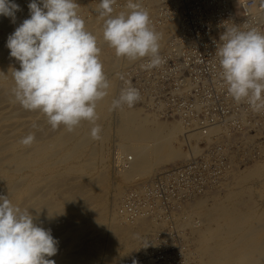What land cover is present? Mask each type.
<instances>
[{
	"label": "bare ground",
	"instance_id": "6f19581e",
	"mask_svg": "<svg viewBox=\"0 0 264 264\" xmlns=\"http://www.w3.org/2000/svg\"><path fill=\"white\" fill-rule=\"evenodd\" d=\"M12 2L20 10L14 20L0 15L4 36L18 20L30 18L31 0ZM133 2L148 10L152 26L160 35L159 54H170L183 45V41H176L174 48L170 43L178 20L174 14L161 10L165 0ZM76 3L86 29L97 38L100 61L110 82L108 95L96 108L101 139L93 143V125L88 121H82L72 132L63 125L53 130L50 124H43L47 121L43 113L25 110L15 100L13 71L19 70L20 64L10 56L5 40L0 45V195L7 196L22 210L28 209L35 224L51 230L58 241V251L48 259L56 264H97L95 258L102 253L110 254L102 257L100 264H123L129 252L152 247V236L170 222L182 245L181 260L172 264H264V206L260 207L257 200L264 198V141L254 140L255 135H264V112L255 113L247 107L243 113L239 111L241 106L225 95L224 101L230 99L228 104L232 107L229 124L220 120L204 130L194 129L190 128L195 123L192 118L161 114V101L155 105L151 100L156 88L139 91L141 99L132 107L124 105L111 110L112 101L128 86V72L149 58H118L103 39L104 20L97 11L100 0ZM127 3L128 0H117L112 15L129 11ZM170 3L174 6L177 0ZM210 7L204 4L203 10ZM199 10L192 7L191 12L196 14ZM246 11L264 23V14L256 6ZM213 22L212 30L219 36L230 24ZM119 75L123 79L116 81ZM215 85L221 87L216 82ZM5 102L10 106L8 111L2 109ZM249 127L253 134L248 132ZM29 133H34L35 141L26 147L20 140ZM209 146L212 148L207 150ZM195 154L215 166L217 159L224 161L213 175L206 171L205 181L201 177L203 189L199 193L185 195L179 204L169 207L167 219L161 214V199L146 197L148 192L154 194L149 184L161 170ZM161 178L170 182L174 176L166 174ZM201 182H186L179 191L186 194L188 186L190 191L199 190ZM254 186L259 189L254 190ZM134 195L139 203L127 215V209L121 206L128 196L129 202L134 203ZM142 202L143 206H138Z\"/></svg>",
	"mask_w": 264,
	"mask_h": 264
},
{
	"label": "clouds",
	"instance_id": "9594fccd",
	"mask_svg": "<svg viewBox=\"0 0 264 264\" xmlns=\"http://www.w3.org/2000/svg\"><path fill=\"white\" fill-rule=\"evenodd\" d=\"M116 2L100 0L98 5L104 20V41L118 58L136 61L147 57L143 69L158 67L163 63L160 35L148 10L128 0L129 11L113 16ZM78 7L76 0H31L30 18L6 42L10 56L20 64L19 70L13 71L12 93L25 110L43 113L53 130L63 125L72 132L82 121H88L93 125L91 138L99 140L96 108L108 95L110 82L100 61L97 38L86 29ZM260 7L264 10V0H260ZM19 10L12 0H0V15L14 20ZM215 56L227 95L238 104L246 102L255 113L264 112V32L254 26L243 30L227 26ZM140 99L139 90L128 85L112 101L111 110L132 107ZM32 126L37 127L35 123ZM34 141V133H29L20 143L27 147ZM57 244L51 230L35 224L28 209L22 210L0 195V264H56L48 257L57 254Z\"/></svg>",
	"mask_w": 264,
	"mask_h": 264
},
{
	"label": "built area",
	"instance_id": "2783aa9c",
	"mask_svg": "<svg viewBox=\"0 0 264 264\" xmlns=\"http://www.w3.org/2000/svg\"><path fill=\"white\" fill-rule=\"evenodd\" d=\"M233 3L230 0H177L173 6L170 0H165L161 10L174 14L178 20L176 33L172 36L170 43L176 46L174 48H177L176 41H183L181 42L183 45L170 54H159L163 63L158 67L150 70L137 66L131 68L126 75L128 85L146 92L156 88L151 92V100L155 105L158 100L161 101V114L192 118L196 124L193 123L190 128L204 130V127L211 126L220 120L229 124L232 107L228 104L230 99L227 98L226 103L223 98L227 92L225 88H222L224 86L219 76V58L215 56L220 36L212 30L213 21L225 22V24L230 21L228 27L240 24L242 30L244 26H254L264 32V23L251 17L246 11L249 7L256 6L264 14V10L260 7V0H233ZM204 4H209L211 7L203 10ZM192 7L201 8V10L193 14ZM147 62L144 61L142 64ZM215 82L221 87L217 88ZM121 86L123 87L122 83ZM236 104L241 106L239 111L243 113L249 107L246 102ZM226 113L228 116L225 115ZM247 130L253 134V128L249 127ZM263 136V134L255 135L254 140L264 141ZM209 148L212 147L209 146L206 149ZM200 155L195 154L181 164L161 170V173L151 180L149 185L153 186L154 194L148 192L146 197L150 199L155 196L161 199V214L165 218L170 217L169 207L172 204H179L185 195L199 193L203 189L206 175L208 176L207 172L213 175L224 161L217 159L218 165L215 166L214 162L204 160ZM166 174L173 175L174 179L165 182L161 177ZM201 177L204 178L202 182ZM193 181L197 185L201 182L199 190L190 191L188 186L186 194L179 191L184 183L191 185ZM129 198L130 196L121 206L127 209V215H131V212L135 211L133 207L139 203L136 197L134 203L129 202ZM171 199L175 202L172 203ZM143 204L142 202L138 206H143ZM152 237L155 242L152 247L146 251L138 250L132 256L127 257L123 264H133V261H136V264H172L173 261L181 260L179 250L182 247L181 241L171 222L162 232Z\"/></svg>",
	"mask_w": 264,
	"mask_h": 264
},
{
	"label": "rangeland",
	"instance_id": "374dc122",
	"mask_svg": "<svg viewBox=\"0 0 264 264\" xmlns=\"http://www.w3.org/2000/svg\"><path fill=\"white\" fill-rule=\"evenodd\" d=\"M19 21V22H18ZM17 21V23L15 24V25H13V26H11V31L9 32L10 34H12L14 31H15V29L22 23L21 22V20H18ZM7 34L6 36H4V32L1 30V28H0V45L1 44H4V41L6 40L7 41V38L9 37V35L10 34ZM1 36H2V38H1ZM5 41V42H6ZM2 46V45H1ZM127 69H128V67H126ZM125 68V69H126ZM119 71H120V69H118ZM122 70V69H121ZM120 74V73H119ZM118 77V79L116 80V81H119V79H120V75L119 76H117ZM117 86V85H116ZM119 96V95H118ZM13 104V103H12ZM3 105H5V107L3 106ZM2 106V109H3V111H8V109L10 108V106L8 105V102H5L4 104H3ZM9 107V108H8ZM5 108V109H4ZM7 108V109H6ZM112 115V114H111ZM110 115V116H111ZM110 116L108 117V119L107 120H110L109 118H110ZM40 120L41 121H44V119L42 118V115H40ZM43 124H45V126L46 125H48V123H47V121H44V123ZM100 135H101V132H100ZM101 137V136H100ZM112 139H109L108 140V143L107 144H109V146L111 147H109L110 148V153H111V150H112V141H111ZM100 141V139L99 140H95V141H93V143L94 144H97L98 142ZM198 141V140H197ZM93 143H89V146H91V144H93ZM111 143V144H110ZM114 153H115V151L113 152V156H115L114 155ZM111 158H112V154H111ZM112 160V159H111ZM109 161V162H108ZM108 161H107V173L109 172V168H110V157H109V159H108ZM112 163H113V161H111ZM130 186L131 185H129V187L128 188H130ZM110 189H108V199L110 200V193H111V189H112V187H111V183H110V187H109ZM257 189H259V186H254V190H257ZM110 190V191H109ZM264 198H262V199H258L257 198V200H258V203L260 204V207H263L264 206V200H263ZM261 201V202H260ZM263 205V206H262ZM143 240V238L140 240V241H142ZM139 249H137V250H133V251H131V252H129L128 254H126L125 256L126 257H129L130 255L132 256L134 253H136L137 251H138ZM132 253V254H131ZM110 254V253H109ZM109 254H105V253H102V254H100L99 256H97L95 259H96V262H97V264H100L101 263V259H102V257L104 258V257H106L107 255H109ZM105 255V256H104ZM126 257H125V259H126ZM100 260V261H99ZM123 261V260H122ZM118 263H120V262H116L115 264H118Z\"/></svg>",
	"mask_w": 264,
	"mask_h": 264
}]
</instances>
